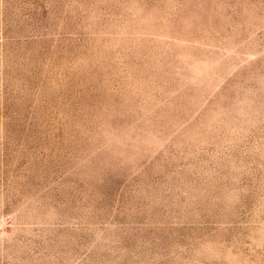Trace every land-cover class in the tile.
Listing matches in <instances>:
<instances>
[{
    "label": "rangeland",
    "instance_id": "374dc122",
    "mask_svg": "<svg viewBox=\"0 0 264 264\" xmlns=\"http://www.w3.org/2000/svg\"><path fill=\"white\" fill-rule=\"evenodd\" d=\"M0 264H264V0H0Z\"/></svg>",
    "mask_w": 264,
    "mask_h": 264
}]
</instances>
